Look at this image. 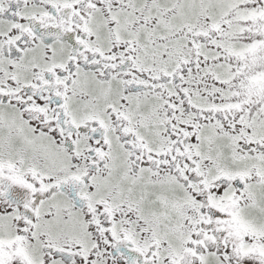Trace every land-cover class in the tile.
Returning <instances> with one entry per match:
<instances>
[{
    "label": "snow or ice",
    "instance_id": "1",
    "mask_svg": "<svg viewBox=\"0 0 264 264\" xmlns=\"http://www.w3.org/2000/svg\"><path fill=\"white\" fill-rule=\"evenodd\" d=\"M0 264H264V0H0Z\"/></svg>",
    "mask_w": 264,
    "mask_h": 264
}]
</instances>
